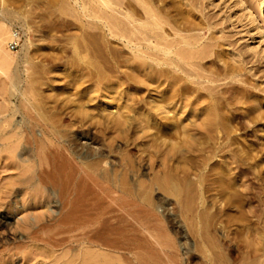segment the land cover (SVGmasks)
Returning <instances> with one entry per match:
<instances>
[{
    "label": "rangeland",
    "instance_id": "374dc122",
    "mask_svg": "<svg viewBox=\"0 0 264 264\" xmlns=\"http://www.w3.org/2000/svg\"><path fill=\"white\" fill-rule=\"evenodd\" d=\"M200 1L199 4L202 7H204L202 3L206 4L207 2L206 6H209V8L207 7L208 9L206 10L209 11L205 10L206 13L209 12L211 14V12H215V17L217 16L218 18L214 19L218 24L216 30L220 31L217 34L226 36V40H230L231 42L235 39L236 41L234 40V43H237V45L234 48L237 51L242 48L241 51H243V47H245L244 39L240 35L241 32H236L241 30L240 27H242V24L232 26V23L221 20L223 18V12H221L222 14L219 13L220 11H217L219 7L214 8L215 6L210 4L213 0L210 3L207 0L201 1L202 3ZM247 1H249L253 10L259 13L264 19V13H260L258 9V0ZM71 4L73 5L72 0H0V23H4L2 25L8 27L18 37L16 39L17 45L14 49L10 48V44L14 38L9 39L5 46L10 51L17 53L25 39L27 38L29 40V62L27 64L17 59L16 62L14 61V64H9L8 62L9 67L4 63L6 65L4 67L5 65L0 62L2 64L0 66V87L2 89L0 90L3 95L0 94V218L5 217V222L3 224L0 223V264H84L86 261L83 244L75 241L72 237L78 230L69 232L67 231L68 224L62 225L58 223L62 216L59 214L61 204L65 200L64 197L60 198L62 189L51 183H49V188L47 189L39 185L36 186L37 182L35 178L29 179L38 170L39 165L37 166V162L39 159H42L46 163V155L47 153L50 154L49 151L51 154L57 149L62 152V149L59 148V143L52 136L41 130V123L43 121L55 122L54 124L63 130V134L70 136L73 140L72 146L78 145L80 147V144H84L88 148L97 147L99 153L101 151L99 154L100 157L107 158L108 161L106 165L98 162L100 164H98L100 171L103 167L102 169L105 168L104 173H110L107 176L113 180L115 177L116 180L114 181L117 182L116 188L117 185L120 188V190L117 188L118 195L121 193L122 196L126 197L125 193H129L131 197H126V199H133L130 200L133 201L131 202L133 203L131 210L134 211V221H149L147 223L150 225L149 231L151 235L166 240L164 241L167 243V249L171 253L177 254L174 256L177 264H264V212L261 211V209L264 211V206L259 208L258 204L255 206H253L255 203L252 204V199L255 202V199L258 197L264 198L262 197L264 196L262 195V193L264 194L262 192L264 190L261 189L262 191H259L258 187V190L254 188L255 190L246 191L247 193L243 190L247 194V198L244 196V193L241 195L239 188V191H235V188H230V190L229 188H225L222 192L220 191L221 195L219 191H217L218 194L216 191L207 190L204 193L206 196L205 202L200 206L195 200L196 197L194 198L197 195V192L195 195L196 182L194 180L196 179H194V174L196 173L195 167L198 163H201L199 159H204L203 156L200 158L203 155L201 151L202 149H207L209 142L204 138L190 140L187 141L189 142L188 144H183L186 141L183 140L184 137H182V134L180 137H177L182 132V128L180 127V130L178 126L175 127L178 125L177 123H174L175 125L173 124V128L170 123H167V116L159 119L161 114L158 111L149 110V107H152V103H150V97H146L149 94L146 91L143 92L144 86H142L143 88H138L140 90H137L136 85L133 86L134 81L131 80L132 77L128 80L129 78L124 74L125 77L123 75L124 78H122V74L119 71L128 66V64L119 68L116 65L117 63L114 62L116 61L114 57L117 58V46L114 43H108L109 45L106 46V43L103 42L99 34L100 31H97L96 28L93 29L87 26V29L85 27L87 31L84 29H76V24L79 19H77L78 16L76 17L77 14L74 10L76 11L77 6H71ZM210 5L213 6L211 7ZM216 11L219 13V16ZM3 12L9 13L10 15L5 14L3 16ZM219 19L221 23L218 22ZM82 31L85 32L83 33ZM196 32H200V35L203 34L204 39L210 35L209 31L205 28L197 30ZM236 46H238V49ZM242 53L241 55L243 57L241 55L240 57H245L244 59L246 60L248 56L246 54L248 53L246 51L245 54L244 52ZM248 59L250 58L244 61L245 65L247 64V68L252 66L248 62ZM219 64L221 65L222 63ZM257 64L251 70L252 72L256 71L255 68L258 71L260 70L263 75L257 72L258 76H260V78H257L261 79V76L262 78L264 77V58L262 60L260 59ZM11 66L14 68L17 67L18 69L19 81L16 84L15 90L8 87L7 79L2 75L4 72L7 75L12 68ZM123 71L125 72V68ZM126 72H128L127 69ZM254 78L257 81L256 77ZM258 82L259 86L262 83V93L260 92L261 90L255 91V93H260L259 96H262L260 97L261 102H247L243 98L244 94L241 91H237L240 97L236 93L233 94L231 99V101L237 102L233 106H238L236 107L238 109L237 112L243 113L249 109V112H247L251 113L250 108L254 105L255 108L257 107L259 108L258 110L264 112V78ZM91 84L92 86H90ZM131 86L134 88H131ZM240 86L246 87L244 83H240ZM84 87L86 90L83 89ZM98 87L102 89L100 90ZM3 88H6V91ZM87 88L89 90V97H86L88 95ZM121 88L124 89L119 91ZM115 91H118V94ZM104 92L106 93L104 94ZM82 94L84 96H81ZM119 94L121 97L118 96ZM145 94L147 95L145 96ZM75 95H78V98L81 96L82 99L85 97L84 100L79 98V100H82V103L84 101V105H81V102H77L78 105L75 103L77 97H75L74 101L71 99L74 104L70 101V97H74ZM236 95L238 96L237 100H235ZM100 96L102 99L98 98ZM67 97L70 102L67 101L68 99H65ZM91 97H93V100ZM116 97L117 100L120 99L118 102L114 100ZM128 97H130L129 100H126ZM122 99H125L124 102L126 101L127 103L128 101L130 103L131 100L132 102L134 100L135 102L133 103L135 105L129 104L134 109L131 106L128 108L129 106L125 102L126 108L128 110L130 109L129 111L131 112L133 111L132 113L134 115L128 111L129 114L135 118L137 117L139 122L146 119L144 116L149 115L150 119H146L148 123L147 121L143 122L147 126L153 125L152 127L149 126V128L153 129L146 127L142 124L143 122L139 123L137 118L134 120V117L133 123L131 121L132 117L130 116L131 124H129L130 121L128 119L129 127L127 125V127L121 126L124 131L126 128L128 129L123 132L121 131L122 128L118 127L121 129H119L120 133H115L114 131H117L118 128L110 125L112 124L110 118L104 116L108 115L106 112L108 109L113 108L115 110L114 106L117 107L116 102L121 107L123 103ZM159 99L162 100L163 98L159 97ZM107 100L116 102H114L115 104L113 102L111 104ZM67 102H69V107L65 105ZM138 102L141 104L138 105ZM119 103L121 104L119 105ZM75 104L78 108H81L79 111L82 112L85 110L91 116L93 115V118L83 111V113L88 115V118H84L86 121L83 123L84 120L82 121L81 118L84 114L79 115L80 112L77 113L78 108L76 109L73 106ZM96 104L97 106H95ZM234 104L232 103V105ZM100 105L101 110L106 108L103 110L105 113L103 111L102 113L98 109ZM144 105H146V110ZM70 106H73V110L71 109L72 112L75 109L77 110H75L76 114L75 112L72 113L71 110L69 111L72 115L75 114V116L70 115V117L66 113L67 108H70ZM95 107L104 114L103 119H100L102 116L99 115L101 116L99 118L101 121L98 120L97 115L100 112ZM254 107L251 109L253 111L252 113L258 112L257 108L254 109ZM121 110L119 109V111ZM123 110L126 113L127 110L125 108ZM134 110H137V112H134ZM108 111L110 115V110ZM150 111L154 114H150ZM135 113H138V116ZM140 113L142 115L144 114V118L141 117V119L143 118L142 120L139 119ZM155 113H158L156 114L157 116ZM87 115L84 117H87ZM76 118L79 119L78 122ZM157 119L160 121H157ZM106 120L110 122L108 123L109 125H104L103 122L107 123ZM229 120L227 122H230L228 123L230 126L227 122L225 123L228 127L232 128L233 121L231 120V122ZM96 121L101 123L99 124ZM101 124L103 125L99 127ZM158 124L161 130L162 128L164 129V132L167 129L170 131L167 132L169 134L171 133L172 136L170 138L179 139L169 141L167 139L169 134H164L163 131L161 132L158 129L159 127H156L158 132H161V135L163 134L160 136L154 129ZM143 125L146 129L148 128V131ZM97 126L99 129L97 128V131H95L94 128ZM107 127H110V130H112V127L116 129L109 132L110 130L107 131ZM141 127L142 129L144 128L143 131H146H141ZM80 128H84L87 131V135L79 133ZM165 128L167 129L165 130ZM172 128H176L175 130H180V132L177 134ZM152 132L153 135L158 133L157 135L160 138L157 135L152 137ZM156 136L159 139H163L165 136L164 139L166 138L169 141L168 143L177 141L174 147H176L177 153L179 150L181 152L173 155L175 151L172 150L173 153H169L173 149L170 143L171 147L169 145L170 149L167 148L169 150L167 153L165 149L167 145L165 147L163 144V142H167L163 139L162 144L165 147L163 148L160 143L162 140L159 142L156 141ZM150 138H154V142H158V144L156 143L157 145L154 146L155 143ZM149 140L153 144L149 143ZM64 142L66 143L67 141L64 140ZM183 145L186 146V150L183 148L185 147ZM161 146L162 148H160ZM85 150L86 148L84 147L82 151ZM205 151H208V149ZM219 164L220 167H224L225 162H220ZM65 172L67 170L63 169V172L59 173L60 177ZM252 176L254 177V174ZM252 176L249 179H253ZM187 179L190 182L189 184H186ZM172 180L174 183H177L178 190L180 189V192L178 191L179 193L176 195L168 190V185ZM121 189L124 190V195ZM128 193L126 194L128 195ZM225 194L230 197L228 198ZM223 195L224 198L226 196L224 200L230 199L227 200L228 205L222 203ZM122 196L121 198L123 199ZM236 196L238 197L236 198ZM148 199L153 203L147 204L145 200ZM219 200L221 202H218ZM227 201L223 202L227 203ZM237 201V206L240 204L239 208L237 206L234 207ZM247 202H251L248 205L252 204L249 207L256 209V213L254 212L252 216L256 215L258 217H251V213H249L251 210L249 209L250 211H248L249 207L246 204ZM253 209L251 212L254 211ZM65 221L68 222V220ZM176 228L180 229V232H176ZM138 230L133 232L135 234L141 233L138 236H142L143 232ZM57 232L60 233L54 235ZM52 235L54 238H58V240L62 239L63 241L59 243L41 241V238L45 239ZM180 242H185V245H181ZM153 249H157L155 245H153ZM116 255L112 254L113 257Z\"/></svg>",
    "mask_w": 264,
    "mask_h": 264
},
{
    "label": "bare ground",
    "instance_id": "6f19581e",
    "mask_svg": "<svg viewBox=\"0 0 264 264\" xmlns=\"http://www.w3.org/2000/svg\"><path fill=\"white\" fill-rule=\"evenodd\" d=\"M201 1L203 2L205 0ZM201 1L200 3H202ZM207 1L210 3L211 0ZM72 2L73 5L77 6L76 11L73 8L72 10L76 12V17L78 16L77 19H79L76 24L77 26L75 25L77 27L76 29L85 30V27L86 29L88 28L87 26L93 29L96 28L97 31H100L99 34L103 42L106 43V46L109 45L108 43H114L117 46V58L114 57L116 59L114 62L117 63L116 65H118L119 68L128 64V66H126L127 68L124 67L125 72L123 68L122 70L120 69L119 73L122 74V78L126 75V77L129 78L128 80L132 77L131 80L135 82V84L133 82V86L136 85L137 90H140L138 88H143L142 86H144L143 92L146 91L149 94V96H146L147 94H145V96L150 97L151 101L150 99L148 100L152 103V107H149V110L158 111L159 114H161V116L159 115V119L167 116V123H170L172 127L174 123H177L178 125L175 127L178 126V129L181 127L182 130L181 128L180 130L182 132H180V130L176 131V128L173 129L174 127L172 129L175 130L177 134L180 132L177 137H180L182 134V137H184L183 140L186 141L183 144H188L189 142L187 141L190 140H200L204 138L209 142V146L207 147L208 151H205L207 149H202L201 151L203 155H201L200 158L203 156L204 159H199L201 163H198V167H195L196 173H193L196 177L193 176L194 179H196L194 180V182H196V184L194 183L196 188L195 195L197 192L194 198L196 197L195 200L200 206L205 202L206 196L204 193L207 190L222 192L225 188H229V190L230 188H235V191L239 188V190H245L246 192L253 191V189L257 187L259 191L261 189L264 190V112L258 110L259 108L256 107L258 112L255 110L256 112L252 113L253 111H251V109L255 105H252L253 107L251 108L249 106L251 113H248V108H246L248 112L244 108L245 111L242 109L244 111L243 113L237 112L238 109L236 107L238 106L233 107L237 102L231 101L233 94H236L237 91H241L244 94V96H241H243L247 102L249 101L251 103L252 101H260V97H262L259 96L260 93H255V91L261 90L260 92L262 93V83L260 87L258 81L264 77L262 78L261 76V79H259L260 76H258V74L262 72H260V70L258 71L256 68V71L252 72L251 68L258 65L257 63L260 59L262 60L264 58V19L259 13L253 10L249 1L216 0V2H214L213 0L211 1L212 3H210L215 6L214 8L219 7V10H217L218 12L220 11L219 13L223 12V18H220L221 20L232 23V26L242 24L241 26L243 28L238 25L241 30L236 32H241L240 35H242V39H244L245 47H243V51H241L242 48L239 50L238 46H236L238 51L234 48V46L237 45V43H234L235 39L231 42L230 40H226V36L217 34L220 32L216 30L218 24L217 21L214 20L217 16L215 17V12H211V14H209V12L206 13V11H209L206 10L209 8V6H206L207 2L206 4L202 3L204 7L200 6L199 0H72ZM73 5L71 4V6ZM257 5L260 13H264V0H258ZM219 13H217L218 16ZM2 14L3 16H5V14L8 16L10 15L4 12ZM220 19L218 21L219 23H221ZM2 24L0 23V62H2L3 65L6 64L8 67V62L9 64H14V61L16 62L17 59L27 64L29 62V40L26 38L24 43L20 45L19 52L14 53L10 51L5 45H7V41H9V39L11 40L15 34ZM202 28L209 31V37L204 39L203 34L200 35V32H196ZM85 31L82 32L84 33ZM245 51L248 53L246 54L248 55L246 60L244 59L245 57H240L242 52L245 54ZM247 58H250L248 62L252 65L248 68L246 66L247 64L245 65L244 62L247 61ZM215 59L219 62L217 60L216 62ZM219 63L222 64L220 65ZM6 65L4 67H6ZM0 66H2L1 63ZM13 68L14 67L11 68L7 75L5 74L6 72L2 75L7 79L8 87L15 90L16 84L19 81V75L17 67ZM126 69L128 72H126ZM254 77H256L257 81H255ZM240 83H244L246 87L240 86ZM90 86H92V84ZM133 86H131V88ZM85 87L83 88L84 90H86ZM0 89H2V87H0ZM98 89L100 88L98 87ZM122 89L124 88H121L119 91H122ZM3 90L6 91V88H3ZM79 93L81 92L79 91ZM88 93L89 90L87 94ZM105 93L106 92H104V94ZM0 94L2 95V91ZM83 94L81 96H84ZM121 95L119 94L118 96L121 97ZM81 96L79 97L80 99H82ZM238 96L236 95V99H234L237 100ZM72 97H70V101H74L75 97L78 98V95ZM86 97H89V94ZM117 97L113 99L117 100ZM159 97L163 99L160 100ZM79 98L77 101L75 99L76 104L84 100L85 97L82 100H79ZM91 98L93 100V97ZM98 98L102 99L101 96ZM129 98L130 97L126 100H129ZM65 99L67 100L68 97ZM124 100L122 101L123 103L121 102L122 105L126 102H124ZM148 100L147 102H149ZM67 101H69V99ZM69 102L65 104L67 107H69ZM112 102L114 103L116 101ZM117 102V107L114 106L115 110L113 108V111L112 109H108L110 110V115L109 111H106L108 114H106L107 116L102 114L104 112L103 110L106 108L101 110L102 108H100V105L98 109H100L101 112L103 111L101 113L100 110L98 111L95 107L97 111L101 113L97 114L98 120L101 116L102 118L100 119H103L104 116L110 118L112 123L110 125L114 127H125L126 125L129 127L131 121L133 122L137 117L135 118L132 116L134 115L132 113L133 111H129L130 109L128 110L126 108V104L123 105V107L121 105V108L118 106ZM133 102L135 101L133 100ZM133 102L131 100V105H135ZM83 103L81 105H84ZM121 103H119V105ZM130 103L128 101V108L131 106L129 105ZM232 103L235 104L232 105ZM76 104L73 106L77 109L78 107ZM140 104L138 102V105ZM73 106H70V108L66 107L68 109L66 112L69 114H67L68 116H75L76 109L73 111L75 114L72 115ZM95 106H97V104ZM144 106L146 110V105ZM81 107L84 109L83 106ZM124 108L127 110L126 113L123 110ZM131 108L133 107L131 106ZM256 108L254 107V109ZM79 109L81 108H78V111L76 110L77 113L80 112L79 115L84 114L81 118L82 121L84 118H88V115L93 118V115L91 116L90 113L88 114V112L83 110L88 114L87 115L83 113V111H79ZM119 109L122 110L119 111ZM70 110L72 113L69 112ZM128 111L132 113V115H130ZM135 111L137 112V110H134V112ZM151 111L150 114L153 113H151ZM156 114L158 113H155V115ZM85 115H87V117H84ZM130 116L132 117L131 121L129 119ZM136 116H138V113ZM143 116L144 114H141L139 119ZM133 117L135 118L134 120ZM144 117L148 119L149 115ZM128 119L130 121L129 124ZM146 119L142 120V122L147 121L148 123ZM159 119H157V121ZM108 120H106V122ZM227 120H232L234 127L232 124V128L228 127V125L230 126V124H228L230 122H227ZM76 121L78 122L79 119ZM82 121L80 122L82 123ZM85 121L86 120H84L83 123ZM99 121L96 122L100 124L101 122ZM137 121L139 122L138 118ZM225 122H227L228 125H226ZM54 123L43 121L41 123V130L52 136L57 143H59V148L62 149V152L57 149L51 154L49 151L50 154L47 153L46 155V163H44L42 159H39L37 162L39 168L29 179L35 178L37 182L36 186L39 185L47 189L49 188V183H51L62 189L60 198L64 197L65 200L62 201L61 204V211L59 214L62 216L58 223L62 225L68 224L67 231L69 232L78 230L72 237L75 241L83 244V248L85 249L84 257L86 260L84 264H177L174 260V256L177 254L171 253V251L167 249L166 240L164 239V241L163 239L151 235L149 231L150 225L147 223L149 221H134V211L131 210V205L133 204L131 202L133 201L130 200L132 198L126 199V197L130 196L129 193L126 192L128 195L125 193L126 197L122 196L121 193L118 195L117 188L118 190H120V188L118 185L116 188L117 182L114 181L116 180L115 177L113 180L107 176L110 173H104L105 168L102 169V166V168L100 167V171L98 167L100 165L99 163L106 165L108 159L100 157L99 154L101 151L99 153L97 147L88 148L84 144H80V147H78V145L72 146L73 140L70 136L64 135L62 132L63 130ZM103 123L106 125L110 122ZM150 123L152 124V122ZM142 124H144V122ZM154 124L157 125L155 122ZM102 125L103 124L99 127ZM144 125L148 128L149 126H153L149 124V126L146 124ZM110 127H107V131L110 130ZM146 127L144 128L146 129ZM156 127H159V124L154 128L158 132L160 127L158 129ZM97 128L98 126L94 128L95 131H97ZM121 128L122 130L120 128H118V130L120 129L123 132L128 129L124 128V131L123 127ZM148 128L146 129L147 131ZM111 129L112 130L109 132L116 128L113 129L112 127ZM140 129L143 131L142 127ZM166 129L167 128H165V130ZM118 130L114 132L120 133V130ZM163 130L162 128L161 132ZM78 132L87 135V131L84 130V128H80ZM153 132L151 133L152 137H155L158 133L160 136L163 135L160 134L161 132L157 134H155V132V135H153ZM167 132L170 131H168V129L165 132L163 131L164 134ZM157 136L156 141L159 142L162 140L160 142L161 144L164 140L167 142H163L165 147L167 145L166 148L162 144L163 148L167 150V153L171 144V148L173 149H171L169 153L172 154V150L175 151L173 155L177 153V149L174 147L177 141H173L174 145L173 142H170L171 144L168 142L171 140H178L179 138H170V136H172L171 133L167 137L169 141L166 140V138L164 139L165 136L163 137L164 140L162 138L159 139L160 137L158 136V138ZM152 139L150 138V140L155 143V139ZM64 140L67 142L65 143ZM151 141L149 143H152ZM158 142L156 143L158 144ZM181 142L183 141L181 140ZM132 143L135 145L134 142ZM156 143L154 146L157 145ZM162 146L160 148H162ZM84 147L86 150L82 151ZM183 148L186 150V146ZM180 152L181 150H179L178 153ZM220 162H225L226 166L220 167ZM43 163L46 165L44 166ZM63 169L67 170V172L60 177L59 173L63 172ZM253 174L254 177L252 176ZM251 176L253 179H249ZM189 183L187 179L186 184ZM176 185L177 183H174L173 180L168 185V190L175 195L180 192V189L178 190V185ZM123 191L124 190L121 192L124 195ZM241 191L240 193L243 195L242 193H244V191ZM246 193H244V196L247 198ZM262 195L264 194L262 193ZM226 196L228 198L230 197L228 195ZM226 196L225 198L224 195L222 196L223 201L230 200H224ZM219 197L221 198V196ZM237 197L238 196H236V198ZM252 200L254 201V199ZM145 201H147V204L153 203L149 199ZM223 201L222 203L228 205V201L227 203ZM253 201L252 204L255 203L253 206L256 204H258L259 208L264 206V198L258 197L255 199V202ZM218 202H221V200ZM248 203L251 202H247L246 204L248 205ZM237 204L238 201L234 207L237 206ZM252 204H249L248 207ZM237 207L239 208L240 204ZM251 208L252 207H249L248 211H252L254 207ZM253 210V212H249L251 213V217H258L256 215L252 216L256 209ZM261 211L264 212L263 209H261ZM65 220H68V222ZM4 222L5 217L0 218V223L3 224ZM137 229H139L138 231L140 232L142 231L143 235L145 233V235L138 236L141 234L140 232H137L140 234H135L133 231ZM175 231L180 232V229L176 228ZM59 233L60 232H57L54 235ZM41 241L59 243L63 240H58V238H54L52 235L45 239L41 238ZM180 244L185 245V242H180ZM153 245H155L157 249H153ZM110 253L117 254V257H113L114 255L112 256V254L109 255Z\"/></svg>",
    "mask_w": 264,
    "mask_h": 264
},
{
    "label": "built area",
    "instance_id": "2783aa9c",
    "mask_svg": "<svg viewBox=\"0 0 264 264\" xmlns=\"http://www.w3.org/2000/svg\"><path fill=\"white\" fill-rule=\"evenodd\" d=\"M13 38H14V40H13V42L10 44V48H11V49H14V48L16 47V45H17L16 39H17L18 37H17L16 33H15V35L13 36Z\"/></svg>",
    "mask_w": 264,
    "mask_h": 264
}]
</instances>
